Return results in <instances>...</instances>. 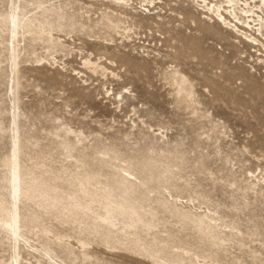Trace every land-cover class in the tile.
Segmentation results:
<instances>
[{
    "label": "rangeland",
    "instance_id": "374dc122",
    "mask_svg": "<svg viewBox=\"0 0 264 264\" xmlns=\"http://www.w3.org/2000/svg\"><path fill=\"white\" fill-rule=\"evenodd\" d=\"M21 1L0 0V264H264L256 18L251 43L229 0Z\"/></svg>",
    "mask_w": 264,
    "mask_h": 264
},
{
    "label": "bare ground",
    "instance_id": "6f19581e",
    "mask_svg": "<svg viewBox=\"0 0 264 264\" xmlns=\"http://www.w3.org/2000/svg\"><path fill=\"white\" fill-rule=\"evenodd\" d=\"M20 2H22V1L20 0ZM239 3H240L239 0H229L228 1V7L232 11L229 12L227 9H224L221 6H214L213 10H214V8H216V9L213 12L216 13L218 21H221L224 24L230 25L233 22V21H231V17H232L233 20L235 21V25L233 26L234 27V31L238 34V36L246 37V38L248 37V39H249V41L251 43H257L258 40L255 37L248 36L246 32L242 31L240 26H242V27L246 26V27L250 28L249 22L246 21L243 18V16L245 15L244 16L245 18L253 17V18H256V20H253V22H255V23L257 22L258 23L257 25L259 26L258 30H256V31L262 33V31L264 30V18L258 16L256 14V11H254L252 8H249L246 3H245V5L247 6L246 9L245 8L244 9L237 8L239 6ZM53 10L54 9L52 7H46V8H44L42 13L45 14V13H48V12H52ZM209 11H211V10L209 9ZM236 11H240L241 14H238ZM227 14L230 15V17H227ZM31 23H32L31 20H27V21L24 22V16L21 14L20 7H19L18 13L15 14L14 17H13V26H14V29H15V35L17 36L19 34L16 31H18V29H20L22 27V24H24L25 27H29V25H31ZM16 139H17V142L15 143L14 156H15V159L17 161L18 156H19L18 155V151H19V134L18 133H17ZM13 185H14V190H15V194H16V197H17V196H19V192H20V189H19L20 176H19L18 173L15 175L14 184ZM125 205H126V202H125ZM4 226H6L7 230L13 236H15L16 238H20V233H19V229H20V227H19V208L18 207L16 209V216H15L14 221L5 223ZM156 257H157V255H156Z\"/></svg>",
    "mask_w": 264,
    "mask_h": 264
}]
</instances>
